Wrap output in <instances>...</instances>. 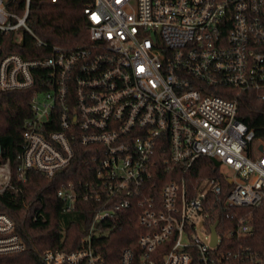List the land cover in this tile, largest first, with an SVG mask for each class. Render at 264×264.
I'll return each mask as SVG.
<instances>
[{
  "label": "built area",
  "instance_id": "1",
  "mask_svg": "<svg viewBox=\"0 0 264 264\" xmlns=\"http://www.w3.org/2000/svg\"><path fill=\"white\" fill-rule=\"evenodd\" d=\"M13 2L0 0V89L36 86L19 178L32 170L51 178L78 146L89 149L83 178L57 191L64 212L94 204L88 230L76 249H46L43 264H108L95 239L129 212L140 233L118 264H264V249L244 243L251 210L264 207V142L238 111L242 93L264 102V0H93L87 41L29 59L1 49L11 32L47 45L28 22L31 0L24 15ZM202 158L220 175L193 190L183 174ZM11 179L0 163V191L15 188ZM220 208L248 211L233 226L219 220L213 244ZM25 250L0 212V264Z\"/></svg>",
  "mask_w": 264,
  "mask_h": 264
},
{
  "label": "trees",
  "instance_id": "2",
  "mask_svg": "<svg viewBox=\"0 0 264 264\" xmlns=\"http://www.w3.org/2000/svg\"><path fill=\"white\" fill-rule=\"evenodd\" d=\"M92 1L31 0L28 22L47 45L39 47L35 36L30 33L19 41L11 32L1 36L3 55L17 52L27 59L43 57L50 54L52 44L76 45L87 41L89 30L84 7ZM10 9L24 15L26 0H14ZM35 89L36 86L12 91L0 89V163H9L12 171L11 184L15 187L0 191V212L14 219L16 232L26 244L23 253L4 259L6 264H43L42 255L46 249L78 248L95 211L92 202L81 201L75 210L64 212L63 202L57 196L58 189L68 181L83 178L87 170L85 161L89 155L88 147L78 146L69 167L51 178L34 170L27 174L25 180L18 176V154L24 143L25 122L31 118V98ZM215 92L227 95L224 89H217ZM238 111L239 117L255 130L256 138L264 142V102L254 93H242ZM219 175L217 163L208 158H202L194 168L183 174L193 190L201 184L202 178ZM224 187L227 191L225 182ZM246 211L247 208L229 211L220 208L213 218L214 221L220 220L222 226H233L239 212ZM38 212L43 216L38 215ZM122 216L118 227L95 239L96 248L104 252L108 264H118L123 247H136L140 233L137 218L131 212ZM250 222L254 234L244 243L264 249V207L251 210Z\"/></svg>",
  "mask_w": 264,
  "mask_h": 264
},
{
  "label": "water",
  "instance_id": "3",
  "mask_svg": "<svg viewBox=\"0 0 264 264\" xmlns=\"http://www.w3.org/2000/svg\"><path fill=\"white\" fill-rule=\"evenodd\" d=\"M261 149H263V146H261ZM2 154V151H1V143H0V155ZM219 220H217L213 225H212V230H213V240H212V243L213 244H216L217 243V230H216V227L217 225L219 224Z\"/></svg>",
  "mask_w": 264,
  "mask_h": 264
}]
</instances>
